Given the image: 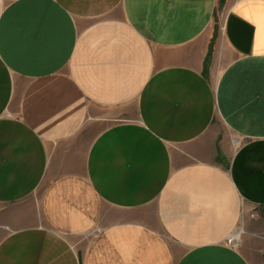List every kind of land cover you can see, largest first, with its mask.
<instances>
[{"label": "crops", "instance_id": "1", "mask_svg": "<svg viewBox=\"0 0 264 264\" xmlns=\"http://www.w3.org/2000/svg\"><path fill=\"white\" fill-rule=\"evenodd\" d=\"M0 264H264V0H0Z\"/></svg>", "mask_w": 264, "mask_h": 264}, {"label": "built area", "instance_id": "2", "mask_svg": "<svg viewBox=\"0 0 264 264\" xmlns=\"http://www.w3.org/2000/svg\"><path fill=\"white\" fill-rule=\"evenodd\" d=\"M233 139H234L235 145L237 146L240 145L241 139L238 136H234ZM238 236H239V232H234L227 238L226 242L233 247H237L241 243V234L239 238Z\"/></svg>", "mask_w": 264, "mask_h": 264}, {"label": "rangeland", "instance_id": "3", "mask_svg": "<svg viewBox=\"0 0 264 264\" xmlns=\"http://www.w3.org/2000/svg\"><path fill=\"white\" fill-rule=\"evenodd\" d=\"M234 145H235V142H234ZM237 145H235V147H236ZM241 244V243H240ZM240 244H239V246H240ZM239 246H237V247H239Z\"/></svg>", "mask_w": 264, "mask_h": 264}, {"label": "bare ground", "instance_id": "4", "mask_svg": "<svg viewBox=\"0 0 264 264\" xmlns=\"http://www.w3.org/2000/svg\"><path fill=\"white\" fill-rule=\"evenodd\" d=\"M240 237V233H239V236H238V238Z\"/></svg>", "mask_w": 264, "mask_h": 264}]
</instances>
